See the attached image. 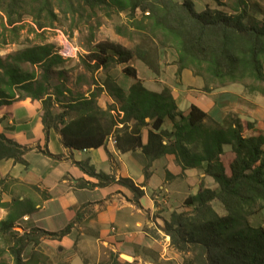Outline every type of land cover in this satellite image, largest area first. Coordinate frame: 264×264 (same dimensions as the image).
<instances>
[{
  "label": "trees",
  "instance_id": "16d2710c",
  "mask_svg": "<svg viewBox=\"0 0 264 264\" xmlns=\"http://www.w3.org/2000/svg\"><path fill=\"white\" fill-rule=\"evenodd\" d=\"M75 1L91 14H128L127 25L115 26L116 34L131 37L136 32L154 41V48L134 50L106 41L97 44L89 56L94 69L104 70L110 62L125 66L122 73L133 81L128 91L110 77L103 86L119 104L117 111L122 116L101 109L94 92L74 95L61 81L53 84L52 73L67 60L47 43L0 57V108L27 99L39 102L45 134L57 132L62 146L69 150L98 149L113 136L120 153L141 151L146 160V181L152 162L167 155L174 156L183 171L202 170L215 188L201 182L198 193L189 196L181 210L170 214L163 226L170 246L182 255L183 264H264V224H250V218L264 210V137L245 134L252 124L243 125L237 115L229 114L221 123H215L194 105L186 112L178 111L168 88L160 93L147 90L129 66L138 60L157 75L162 52L173 50L176 77L191 70L203 79L205 92L210 85L241 84L248 94L264 95V20L250 13L245 0H232L230 7L212 0L217 8L207 5L202 12L195 11L191 0ZM75 8L74 0H0V13L5 17L1 26L4 32L16 34L23 17L28 16L36 30H43L53 26L58 14L65 17ZM55 109L59 111L55 113ZM167 121L172 124L170 130L164 128ZM144 131L146 143L142 142ZM27 151V147L0 134V161L13 160L27 168ZM41 153L54 157L47 151ZM74 164L97 180L96 187H126L136 204L143 195L130 180H116L97 172L89 159ZM4 182L0 180V187ZM214 203L222 208L223 215L215 211ZM0 208L9 211L0 221V241L6 244L11 264H30L23 259L27 246H37L39 238L64 237L79 220L77 213L74 221L59 232L35 228L20 235L15 225L35 211L33 201L15 198L0 203ZM3 253L0 249V257ZM40 258L37 254L32 260L38 262ZM107 264L121 263L111 253Z\"/></svg>",
  "mask_w": 264,
  "mask_h": 264
},
{
  "label": "crops",
  "instance_id": "0c3cea01",
  "mask_svg": "<svg viewBox=\"0 0 264 264\" xmlns=\"http://www.w3.org/2000/svg\"><path fill=\"white\" fill-rule=\"evenodd\" d=\"M163 58L162 55L157 75L138 60L130 62L129 66L136 70L138 80L147 90L160 93L168 88L180 112H186L194 105L215 123H221L227 115L234 114L243 125L252 124V129L245 134L261 135L259 133L264 132V108L258 106L254 110L253 105L246 101V92L241 84L211 85L205 92L202 78L191 70H184L176 77V59H170V65H165ZM132 84L133 81L127 77L118 82L124 91H128ZM102 94L97 98L98 106L106 110L104 101L107 100L118 114L119 106L114 99L105 90ZM247 113L250 116H244ZM41 115L40 103L29 99L0 108V134L28 148L24 155L27 168L14 164L13 160L0 161V180L5 181L0 192L15 193L12 190L16 185L30 187L34 195L27 199L33 201L35 211L22 218L32 220L34 227L48 232L63 230L79 213V220L68 235L45 241L48 244L46 256L55 254L67 259L68 264L74 261L85 264V252L102 245L117 255L121 264H183L182 255L172 249L169 237L163 232L164 222L173 211L182 209L189 196L198 193L201 182L208 188H214L213 181L200 169L183 171L174 156L169 155L152 162L146 181L143 175L146 160L140 150L120 153L113 136L108 137L105 145L98 149H65L57 132L50 130L45 134ZM171 127L169 121L164 125L168 130ZM146 140L147 131H144L142 142L146 143ZM43 151L59 158L45 156L41 153ZM87 159L97 172L116 180H130L143 191L138 204L126 187L118 184L96 187L97 180L81 172L74 164ZM10 181L14 185L7 189L6 183ZM42 194H45V199H41ZM6 201L9 202L3 198L0 203ZM89 212L93 214L92 218V215L86 216ZM57 225L59 228L55 230L53 227ZM76 245L79 249L74 251Z\"/></svg>",
  "mask_w": 264,
  "mask_h": 264
},
{
  "label": "rangeland",
  "instance_id": "374dc122",
  "mask_svg": "<svg viewBox=\"0 0 264 264\" xmlns=\"http://www.w3.org/2000/svg\"><path fill=\"white\" fill-rule=\"evenodd\" d=\"M177 1L181 3L185 0ZM191 1L195 5L196 12L204 11L207 5L211 9L217 8L216 4L212 0ZM218 1L226 7H230L232 5V0ZM245 1L249 5L250 13H252V15H254L258 20L263 21L264 0ZM74 5L76 7V10L73 14H68L65 17L58 14V20L53 24V26L47 27L43 30H36V27L32 23L31 18L28 16H24L19 26L21 28L16 34H10L9 32L3 31L1 25L5 22V17L2 13H0V57L3 58L8 54L41 43L53 45L55 47L56 53L60 55L61 50H64L65 48V43H68L73 49L76 50V55L74 57H64L61 55L63 59L67 61H65L62 68L56 69L55 72L52 73V83L57 84L58 81H61L68 89L72 91L74 95H86L94 92L97 94V98H101L103 95L102 93L105 90H103V86L105 84L106 77H110L118 85V82H121V80L126 76L122 73V70L125 66L113 62L108 63L107 68L104 70L94 69L93 62L90 61L89 56L92 52L96 51L97 44L108 41L120 44L127 49L134 50L136 47H141L144 49L154 48V41L151 43V40L149 41L147 37L145 38V35L140 33L138 34L136 32H132L131 37H121L116 34L115 26L127 25L128 14H111L110 17H106L101 11H96L95 14H91V12H89L88 10L85 11L84 8L80 6V3L78 1L74 0ZM136 17L138 19L140 18V12H136ZM162 55L164 57L163 61L165 62V65H170V59H176V54L173 50H164L162 52ZM161 61L162 60H160V64ZM58 71H62V74L58 75ZM214 86L219 87L218 85ZM243 90L246 92L245 89ZM245 95L246 99H248L246 101H249V103L253 105L254 110L258 106L264 108V95H251L247 92ZM258 98L263 99V101L257 100ZM243 101L247 103L245 100ZM104 102L106 103L107 109H110V111L114 113L116 112L111 109L112 105L109 104L107 100ZM117 105L119 106L118 103ZM57 111L59 110L55 109V113H57ZM246 115L250 116V113L244 114V116ZM262 117L264 119V115H262ZM255 122L257 123L258 121ZM262 133L264 134V132H261L259 134L263 135ZM12 185H14V183L10 181L6 183V188H10ZM14 190L16 192L10 194H2L0 192V200L3 198H7L9 202L6 201L4 203H10L11 200H14L15 198L22 197L24 200H26L28 196L32 197V195H34V193H32L33 190L30 187L28 188V186L26 185H16L12 191ZM41 199H45V194L41 195ZM213 207L218 214H224L222 208L217 203H214ZM8 212L9 211L7 209L0 211V221H2L6 217ZM85 213L86 212H84V214ZM86 216H91L92 218L93 214L89 212V214H87ZM31 222L32 220L27 221L26 219L22 218L15 225V231L20 235L25 232H31L36 228ZM250 224L252 226L263 225L264 210L252 216L250 218ZM53 228L55 230H58L57 228L59 227L57 225ZM51 240L52 239L39 238L37 246H27L23 253L24 261H28V263L31 261L30 264H68L67 259L58 257L55 254L48 257L46 256L45 251L46 245L48 244L45 243V241ZM75 244L78 245V242H76ZM77 245L76 247H74V251L79 249ZM0 249L4 251V253L0 257V261L11 264V258L6 253V244H4V242L2 241H0ZM85 253L86 254L83 256H86V258H84L85 264H107L111 255V252L102 245H100V248L98 249H88ZM37 254L41 255L42 258H40L38 262H35L32 260V257ZM73 264L81 263L74 261Z\"/></svg>",
  "mask_w": 264,
  "mask_h": 264
},
{
  "label": "built area",
  "instance_id": "2783aa9c",
  "mask_svg": "<svg viewBox=\"0 0 264 264\" xmlns=\"http://www.w3.org/2000/svg\"><path fill=\"white\" fill-rule=\"evenodd\" d=\"M61 55L64 57H74L76 55V50L73 49L68 43H65V48L64 50L63 49L61 50V54L59 56L62 57ZM112 114L114 116L117 115V113L114 114V112H112ZM118 114H121V113L119 112Z\"/></svg>",
  "mask_w": 264,
  "mask_h": 264
}]
</instances>
